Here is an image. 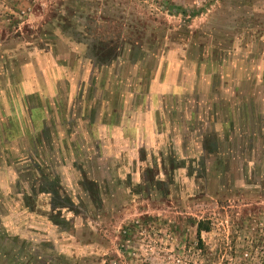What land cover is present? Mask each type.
Here are the masks:
<instances>
[{
	"label": "rangeland",
	"instance_id": "rangeland-1",
	"mask_svg": "<svg viewBox=\"0 0 264 264\" xmlns=\"http://www.w3.org/2000/svg\"><path fill=\"white\" fill-rule=\"evenodd\" d=\"M261 58L264 0H0V264H264Z\"/></svg>",
	"mask_w": 264,
	"mask_h": 264
},
{
	"label": "trees",
	"instance_id": "trees-1",
	"mask_svg": "<svg viewBox=\"0 0 264 264\" xmlns=\"http://www.w3.org/2000/svg\"><path fill=\"white\" fill-rule=\"evenodd\" d=\"M95 50L97 49V47H95ZM114 47L112 48H108V47H102L100 48V52H98V55L97 56V59H99L101 61L102 64H108L112 59L115 58V52H114ZM55 193V192H54ZM66 199L64 198H57L56 200V203H52V211L56 210V211H59L60 208H58V206L56 205H60V202L64 201ZM27 206L30 207L31 210L34 209V202L32 201V199L28 198L27 200ZM61 207V206H60ZM56 217V216H55ZM57 219V217H56ZM58 220H60V218H58ZM60 223V222H59ZM143 223H144V220L143 219H140L138 221H136L135 223L133 222V224H131V226H125L123 228V232L124 234L125 233H130L131 231L133 232V228H141V226H143ZM208 224V223H207ZM202 231H209V225H206V223H204L203 221H198L196 223V234H197V240L200 239V233ZM8 236V235H7ZM6 238V235H4L3 233L1 234L0 233V239H4ZM200 241V240H199ZM199 245L201 246V243L199 242ZM3 248V249H2ZM2 249V250H1ZM7 247L6 246H3L0 248V252L2 253V256H7L10 254V250L6 251ZM120 251H122V253L125 252V250L123 248H120ZM15 258H11V264H22L20 262H18V259L17 260H14ZM15 262V263H14Z\"/></svg>",
	"mask_w": 264,
	"mask_h": 264
},
{
	"label": "crops",
	"instance_id": "crops-1",
	"mask_svg": "<svg viewBox=\"0 0 264 264\" xmlns=\"http://www.w3.org/2000/svg\"><path fill=\"white\" fill-rule=\"evenodd\" d=\"M256 65V64H255ZM247 71V70H246ZM246 71L244 72V73H246ZM254 74H256L259 78H261V79H263L264 78V58L262 59L261 58V61L259 62V64L258 65H256L254 68H253V71H252ZM252 72H250V74H252L253 75V73ZM52 74V73H51ZM54 75H56L57 76V78L58 79H60V81L62 82V81H64V85L62 86V88H68V87H70L71 85H72V83L70 82V80L69 79H67V78H63V77H61L60 76V74L59 73H57V74H54ZM256 75H253L254 77L256 76ZM55 76V77H56ZM246 76V75H245ZM54 77V78H55ZM17 78V77H16ZM50 78H52V75H50ZM56 78V79H57ZM0 102H20V99H21V97L24 95V93H25V87H23V86H21L20 84L19 85H17V86H12L11 84H10V80H9V82H7L6 84H5V82H4V78L2 77V79L0 78ZM14 81L17 83V82H19L20 80H15L14 79ZM243 81H245V78L243 79ZM53 89H55L56 90V93H57V91L59 90V88L58 87H56V88H53ZM13 91V92H12ZM57 96V94H55L54 95V98ZM56 99V98H55ZM56 102H59V101H57L56 100ZM0 233L2 234H4L5 233V231H4V229H2L1 227H0Z\"/></svg>",
	"mask_w": 264,
	"mask_h": 264
},
{
	"label": "flooded vegetation",
	"instance_id": "flooded-vegetation-1",
	"mask_svg": "<svg viewBox=\"0 0 264 264\" xmlns=\"http://www.w3.org/2000/svg\"><path fill=\"white\" fill-rule=\"evenodd\" d=\"M112 60H114V59H112ZM112 60H111V61H112ZM40 118H41V116L38 117V119H40ZM41 119H42V118H41ZM39 121H40V120H39ZM2 127H3V130H4V128H5V130H6V128L9 130V127H7L6 124H5V125L2 124ZM3 130H2V131H3ZM5 130H4V131H5ZM3 138H4V137H3V132H0V140H3Z\"/></svg>",
	"mask_w": 264,
	"mask_h": 264
}]
</instances>
